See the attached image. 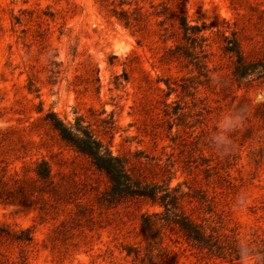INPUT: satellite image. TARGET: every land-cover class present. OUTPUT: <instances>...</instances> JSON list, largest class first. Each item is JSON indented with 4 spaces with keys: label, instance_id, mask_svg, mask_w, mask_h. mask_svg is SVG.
Here are the masks:
<instances>
[{
    "label": "rangeland",
    "instance_id": "rangeland-1",
    "mask_svg": "<svg viewBox=\"0 0 264 264\" xmlns=\"http://www.w3.org/2000/svg\"><path fill=\"white\" fill-rule=\"evenodd\" d=\"M180 15L204 26L203 51H189L205 68L169 56L189 43ZM212 21L264 63V0H0V264H240V243L264 255V74L229 82ZM51 112L89 124L147 181L187 192L181 209L205 242L155 202H108L106 177L60 138ZM226 115L239 123L222 153L212 137ZM39 159L52 173L43 188L32 183ZM21 177L31 192L4 202Z\"/></svg>",
    "mask_w": 264,
    "mask_h": 264
},
{
    "label": "trees",
    "instance_id": "trees-1",
    "mask_svg": "<svg viewBox=\"0 0 264 264\" xmlns=\"http://www.w3.org/2000/svg\"><path fill=\"white\" fill-rule=\"evenodd\" d=\"M208 26H216L213 33L222 35L223 44L221 49L223 53L231 58L232 69L229 82H234L236 86L240 87L249 85L254 79L263 76L264 63L245 58L239 39L234 31H231V36L229 37L223 34L222 26L216 25V22L212 21ZM203 27L189 25L186 16L180 15L179 28L181 29L182 38L185 41L189 40V43L184 46L176 44L175 49L169 48V56H191L190 58L197 68H205L204 61L199 59L198 55H194V53L189 51V46L194 48L196 45L201 52L203 51V44L207 40V36L199 33ZM164 30L163 34H172L168 28L165 27ZM202 57H206V53H203ZM259 66L262 67L261 70H258ZM218 77H207L206 79H214L217 84ZM169 89L171 90L170 86ZM234 97L236 96L233 95ZM255 113L260 115L264 121V101L256 106ZM45 119L49 120L51 127L57 131L64 142L88 157L92 165L104 174L108 181V189L106 191V200L108 202H117L127 198H141L155 202L163 207L166 213L165 220L176 224L187 239L200 244L205 242L201 226L181 209L180 199L187 195V192L179 191L178 187L169 190L168 187H162L155 182L147 181L141 166L132 163L126 156L113 154L110 147L95 135L89 124H83L81 119L77 118L74 125H67L52 112L48 113ZM33 172L32 183L39 182L40 187L43 188L53 182L50 166L45 159L36 160ZM25 179L27 178L14 179L18 183L16 187L17 193L12 195L10 200H2L4 202H14L16 200L20 202L25 194L31 192L29 191L31 190L29 185L22 186L26 184ZM201 191L203 192V190L199 189V192ZM201 194L203 195V193Z\"/></svg>",
    "mask_w": 264,
    "mask_h": 264
},
{
    "label": "clouds",
    "instance_id": "clouds-1",
    "mask_svg": "<svg viewBox=\"0 0 264 264\" xmlns=\"http://www.w3.org/2000/svg\"><path fill=\"white\" fill-rule=\"evenodd\" d=\"M238 123L239 119L232 115H226L219 121V131L212 137V144L218 151L227 153L232 143L228 133L236 128ZM241 201L242 198L238 200V203ZM237 254L240 264H264V255L256 252L248 243H240L237 247Z\"/></svg>",
    "mask_w": 264,
    "mask_h": 264
}]
</instances>
